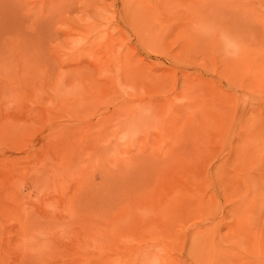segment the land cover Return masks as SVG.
<instances>
[{
	"label": "rangeland",
	"instance_id": "1",
	"mask_svg": "<svg viewBox=\"0 0 264 264\" xmlns=\"http://www.w3.org/2000/svg\"><path fill=\"white\" fill-rule=\"evenodd\" d=\"M0 264H264V0H0Z\"/></svg>",
	"mask_w": 264,
	"mask_h": 264
}]
</instances>
